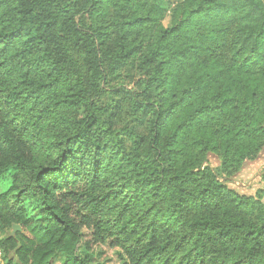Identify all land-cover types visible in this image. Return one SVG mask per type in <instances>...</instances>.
I'll use <instances>...</instances> for the list:
<instances>
[{
	"label": "trees",
	"instance_id": "trees-1",
	"mask_svg": "<svg viewBox=\"0 0 264 264\" xmlns=\"http://www.w3.org/2000/svg\"><path fill=\"white\" fill-rule=\"evenodd\" d=\"M263 153L264 0H0L5 264H264Z\"/></svg>",
	"mask_w": 264,
	"mask_h": 264
},
{
	"label": "rangeland",
	"instance_id": "rangeland-1",
	"mask_svg": "<svg viewBox=\"0 0 264 264\" xmlns=\"http://www.w3.org/2000/svg\"><path fill=\"white\" fill-rule=\"evenodd\" d=\"M170 21L171 11L167 10L163 23L168 26L170 25ZM210 165L215 170H218L220 167L216 157H212ZM220 178L228 185L235 187L242 192L254 195L257 202L264 203V153L239 171H230V174L228 175H224L223 173H221ZM3 187V185H0V189ZM13 230V227L8 228L3 233V237H6L8 233H12ZM103 251V257L105 258H101V261L105 260L110 264H119L116 253L113 250L103 249ZM61 260H64V258L61 257ZM0 262L1 264H5L6 262L4 253L1 251Z\"/></svg>",
	"mask_w": 264,
	"mask_h": 264
},
{
	"label": "water",
	"instance_id": "water-1",
	"mask_svg": "<svg viewBox=\"0 0 264 264\" xmlns=\"http://www.w3.org/2000/svg\"><path fill=\"white\" fill-rule=\"evenodd\" d=\"M20 229H21L20 225L15 224V225H14V230H13L12 234H15V232H16L17 230H20Z\"/></svg>",
	"mask_w": 264,
	"mask_h": 264
}]
</instances>
